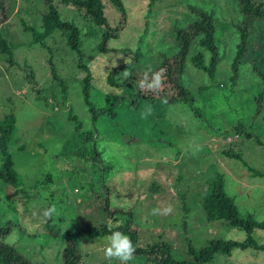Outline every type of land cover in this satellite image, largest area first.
I'll return each instance as SVG.
<instances>
[{
    "label": "rangeland",
    "instance_id": "obj_1",
    "mask_svg": "<svg viewBox=\"0 0 264 264\" xmlns=\"http://www.w3.org/2000/svg\"><path fill=\"white\" fill-rule=\"evenodd\" d=\"M57 1L60 17L79 29L77 50L59 31L42 44L31 42L32 32L22 23L40 30L41 0H0V12L6 15L0 33L12 44L10 55L0 53V119L13 118L6 149L18 177L14 185L0 178V225H10L2 240L32 264H62L65 234L79 229L77 264H120L104 258L108 235L88 230L122 224L126 217L135 231V247L166 242L176 259L186 258L187 240L195 248L211 238L243 240L244 231L222 220L207 221L200 205L209 180L218 173L240 213L264 218V83L252 68L264 74V64L251 59L263 58L264 47L246 53L231 78L240 20L234 0H120L122 8L102 0L110 27L104 41L103 27ZM188 6L215 17L220 59L209 75L190 59L199 50L207 65L209 52L191 44L180 79L192 101H168L165 94L145 100L122 73L127 70L132 77L138 66L158 63L175 51L174 26L194 17ZM255 26L264 31V19ZM81 62L90 74L89 101L111 110L95 121L83 98L86 72ZM92 146L96 158H91ZM227 149L239 158L226 156L222 151ZM81 152L88 154L80 157ZM3 162L0 153L1 171ZM53 204L57 213L45 217L43 211ZM168 205V215L151 214ZM106 206L126 212L112 210L111 219ZM251 237L264 244V229H253ZM154 263L144 253L127 262ZM205 264H264V249L234 248Z\"/></svg>",
    "mask_w": 264,
    "mask_h": 264
},
{
    "label": "trees",
    "instance_id": "obj_2",
    "mask_svg": "<svg viewBox=\"0 0 264 264\" xmlns=\"http://www.w3.org/2000/svg\"><path fill=\"white\" fill-rule=\"evenodd\" d=\"M111 1L118 8H122L120 0ZM41 2L43 9L39 12L38 22L40 30L36 31L30 26L22 23L23 28L30 29L32 32L31 42H39L42 44L46 37H49L54 31H59L63 36H65L67 45L70 48L77 50L79 43L78 27L72 22L64 20L60 17L53 0H41ZM57 2L69 6L71 9L75 10L76 13H79L85 20L90 21L97 26L103 27L104 31L102 32V36L103 41L105 40L104 37L110 27L107 24L102 0H58ZM234 2L237 7L240 20L236 24L239 32V41L236 44L234 55L230 62V69L232 73L231 78L235 77L238 64L245 59L246 53H250L251 51H261L260 46L262 45L264 47V43H261L264 31L255 26L257 21L264 19V0H234ZM188 8L192 11L194 17L184 26H174L173 28L175 51L169 55L162 56L158 63L138 66L135 70H132L133 74L132 77H129L131 80L129 81L134 84L136 92L141 94V97L145 100L147 98L153 99L156 94H165L168 101H181L188 104L192 101V96L189 93V90L180 79V73L184 67L185 56L187 55L191 44L195 43L209 52L207 65L203 63L201 55L202 52L199 50L194 52V54L190 57L191 62L195 67L202 69L209 75L214 71L217 62L220 59L217 54V45L214 36L216 25L215 17L211 11H206L194 6H188ZM5 16L4 12H0V23L5 20ZM253 40L256 41L255 47L253 45ZM247 48L248 51H246ZM11 49V42H9L0 33V53L10 55ZM256 57H258L264 64V57L262 58L251 55V59ZM79 66L86 72L84 76L83 98L92 121H95L97 115L99 114H111L110 109H98L91 104L86 91L90 74L83 62H81ZM149 68H151L153 72L164 69L165 80L161 89L149 90L146 87H141V84L138 83L139 76L142 77V74L148 72ZM252 68L260 75L261 80L264 83V74L257 71L254 65ZM27 75L31 77L32 73L30 72ZM150 77L151 73L149 72V78ZM52 78H56V76L53 74ZM58 83L61 92H63L62 83L60 81H58ZM256 99L258 101V106H260V95H258ZM13 128V118L11 115H5L0 119V153L4 157L2 166L3 170H0V178L14 185L18 183V177L6 149L7 142ZM234 129L239 131V126H235ZM244 135L249 136V132H244ZM83 137L84 140H87L89 135L84 134ZM222 152L226 156L239 158L238 153L232 152L229 149ZM91 153L93 155H91V158H96L98 155V151L95 150L93 146ZM85 154L88 153L81 152L79 153V156L83 157ZM103 167L104 166H101L102 169ZM200 205L204 212V218L207 221L222 220L228 226L244 231L246 234L245 238L240 241L220 237L211 238L198 248L193 247L187 240L185 249L186 258L182 259L172 257L169 252L168 243L161 241L146 245L145 247L136 246L135 254H147L150 259L154 260V264H205L210 261L215 254L222 253L224 255H229L234 248L252 247L254 249H264V244L256 243L254 238L251 237L253 229H264V218L256 220L248 212L244 214L239 212L233 197L227 195L223 189L221 174L216 173L214 177L209 180L208 186L205 188L200 197ZM104 210L111 219H115L112 210H114V213L126 212L117 208L109 210L107 206ZM131 225L130 220L126 217L122 224L112 226L100 224L96 227L90 228L88 232L98 235H110L113 231H121L126 233L133 242L135 239V231L134 228H130ZM8 230H10L9 224L0 225V264H32L28 257L21 254L14 245L2 240V237L8 232ZM78 232H80V229L65 234V244L60 252L62 264H77L80 262L81 257L78 251L79 249L77 247L76 237V233Z\"/></svg>",
    "mask_w": 264,
    "mask_h": 264
},
{
    "label": "clouds",
    "instance_id": "obj_3",
    "mask_svg": "<svg viewBox=\"0 0 264 264\" xmlns=\"http://www.w3.org/2000/svg\"><path fill=\"white\" fill-rule=\"evenodd\" d=\"M149 72L151 73V79H149ZM131 73L127 70L123 71V79L127 80L130 77ZM165 80L164 69L153 72L149 68L148 72H145L143 79L141 80V87H146L149 90H159L161 89ZM147 113L151 112L149 107ZM145 113H142L144 116ZM172 211L170 205L163 208H153L151 210L152 215H168ZM57 213L56 206L53 204L50 207L46 208L43 211V215L47 218L52 217ZM136 252V248L132 243L131 238L121 232L113 231L110 235L105 237V245L103 247V255L105 260L112 261L117 260L120 264H127L131 260Z\"/></svg>",
    "mask_w": 264,
    "mask_h": 264
}]
</instances>
